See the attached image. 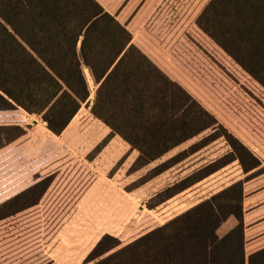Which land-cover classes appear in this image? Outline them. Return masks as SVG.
<instances>
[{
    "label": "trees",
    "instance_id": "obj_1",
    "mask_svg": "<svg viewBox=\"0 0 264 264\" xmlns=\"http://www.w3.org/2000/svg\"><path fill=\"white\" fill-rule=\"evenodd\" d=\"M196 24L264 89V0H209ZM84 69L97 86L90 113L110 137L119 136L137 152L135 171L219 126L96 0H0V164L26 135L18 125L22 113L62 134L89 97ZM218 137L212 134L209 142ZM228 143L251 162L235 158L244 179L127 245L102 237L86 264H264V166L235 138ZM164 164L153 175L166 170ZM47 178L28 190L29 203L51 184ZM231 217L236 225L218 235ZM107 240L112 244L105 246Z\"/></svg>",
    "mask_w": 264,
    "mask_h": 264
},
{
    "label": "rangeland",
    "instance_id": "obj_2",
    "mask_svg": "<svg viewBox=\"0 0 264 264\" xmlns=\"http://www.w3.org/2000/svg\"><path fill=\"white\" fill-rule=\"evenodd\" d=\"M127 1L116 0L115 10L119 12ZM144 1L142 12L133 21ZM208 2L133 0L119 20L132 30V43L211 113L219 126L135 171L132 165L137 152L119 136L110 137V130L90 113L97 86L88 70L84 69L88 99L63 135L53 138V144L41 147L43 157L26 158L23 163L28 172L14 177L15 180L23 178L25 185L33 183L38 176L49 177L47 179L52 185L40 207L24 214L29 216L28 221L8 223L10 228L43 231L46 244L52 242L49 238L51 233L58 230L70 233L101 231L120 238V243L126 244L244 179L246 174L235 158L241 156L245 165L251 162L238 147L237 150L232 149L228 143L231 137L247 148L259 160L261 167L264 166V89L197 27V18ZM22 114L26 118L24 127L32 128L35 120L42 122L38 116ZM214 133L219 137L209 142ZM106 138L109 140L105 145L95 151ZM59 146V155H54L56 151L48 153ZM13 157L0 166L21 167L22 164L16 163ZM163 164L168 166L167 169L153 175V170ZM2 178L4 175L0 173ZM198 178L203 179L178 192ZM92 184L104 186L103 203L98 204V201L90 207V214L93 210L101 216L97 218L100 222L78 218L68 221L69 214L74 211L73 203ZM174 184L176 187L169 191L168 188ZM174 191L178 193L166 199ZM36 194H31V199ZM235 225L236 221L231 217L220 225L217 234L223 236ZM5 241L9 240H0V243ZM34 241L28 239V247L20 251L14 249L9 252L8 245L0 247V264H52L50 246L47 248L46 245L42 255L32 248ZM111 244V240L104 243L105 246ZM61 249L60 263L55 264H84L78 262L80 250Z\"/></svg>",
    "mask_w": 264,
    "mask_h": 264
},
{
    "label": "crops",
    "instance_id": "obj_3",
    "mask_svg": "<svg viewBox=\"0 0 264 264\" xmlns=\"http://www.w3.org/2000/svg\"><path fill=\"white\" fill-rule=\"evenodd\" d=\"M96 1L104 8L106 12H108L111 15L113 14L116 15V19L120 22L119 17L121 18V16L125 14L124 10L127 9V6L131 4L133 0H128L125 3V5L122 7V9H120L119 12L115 10L116 0H96ZM144 5H145V1L144 4H142V6L140 7V9L137 11V13L134 15L133 21H135L137 17L140 15L142 9L144 8ZM124 26L131 33L132 30L128 28V25H124ZM132 40H133V35H132ZM24 119L26 120V118H22V120L18 123V125L23 126V124H25L23 123ZM69 124L61 135H63V133L67 130ZM25 128H26V135L22 138L23 140L21 139L22 142L24 141V143L22 142L18 144L15 143L11 146L10 149V150L15 149L10 155L12 157L14 156L13 159L17 161L16 163L19 162L20 164H22L21 167L15 169L12 166L0 167V173L4 175V178L0 179V240H9L8 242L5 241L4 243H0V247L6 248L8 245L7 250L10 249L8 250L9 252H13L14 249L20 251L22 248H27L28 239H32V240H36L32 242V248L36 249L37 253L39 252L42 253V255L45 252L46 245L47 248L48 246H50L51 248L50 256L53 257L52 264H55L57 262L60 263L59 261L61 255L60 249L64 247H68V248L70 247L80 250L81 256H79L78 262L86 264L87 256L96 247V245L99 243L102 237L109 236L121 242L120 238L114 237L111 234H106L105 232H101V231H80V232L70 233V232H62L58 230L56 232L51 233L52 235L49 238L52 239V242L46 244L45 233L43 231L39 233L38 230L37 231L23 230L20 228L22 223L19 224L20 229L10 228L8 224V223L22 222L23 220H26L27 222L29 216H24V214H27L29 211L40 207L41 202L44 200L47 191L52 185L51 183L47 187V189L42 193V195H40V197L36 200V202L32 204L29 203V199L27 196L28 190L34 187L39 182V180L42 179V177L36 179L35 181H33V183L29 185L23 184V178L19 180H15L14 177H16L17 175L22 176L27 171L26 170L27 167L25 163H23L24 160L26 158L27 159L42 158L43 157L42 148L45 147V145L48 143L53 144L54 143L53 138L61 137V135L56 136L52 134L42 122L40 124L39 121L37 120L34 121L32 128L30 127H25ZM57 148H58L57 150L55 149L50 150L48 153L53 154L56 151L54 155L55 156L59 155L60 153H57V151H59L60 146ZM12 157H8V159L9 158L11 159ZM102 188H104L102 184H92L89 188H87L86 192L73 203L72 206H74L73 209L74 211H72V213L69 214L68 221H70L71 219L75 220L76 218H78L81 219L82 221L92 220L94 222L95 221L100 222V219L97 218H101V216L97 213H94L93 210H92V214H90V207L93 204H97L96 202L98 201H99L98 204H101L102 202L101 199L103 198V197L101 198V196H103ZM35 219L37 220L38 218ZM62 238H65L66 241L60 242ZM134 240L121 245L122 246L127 245L133 242ZM19 251H17V253Z\"/></svg>",
    "mask_w": 264,
    "mask_h": 264
}]
</instances>
